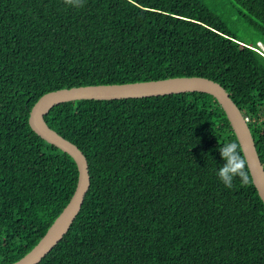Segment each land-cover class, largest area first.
<instances>
[{
    "label": "trees",
    "instance_id": "16d2710c",
    "mask_svg": "<svg viewBox=\"0 0 264 264\" xmlns=\"http://www.w3.org/2000/svg\"><path fill=\"white\" fill-rule=\"evenodd\" d=\"M236 1L253 43L201 0H0V264L32 249L77 185L73 157L29 124L49 91L213 79L248 116L264 165V0ZM45 119L83 151L91 185L38 264H264V202L248 165L247 187L217 175L219 147L239 141L215 96L81 99Z\"/></svg>",
    "mask_w": 264,
    "mask_h": 264
},
{
    "label": "water",
    "instance_id": "95a60500",
    "mask_svg": "<svg viewBox=\"0 0 264 264\" xmlns=\"http://www.w3.org/2000/svg\"><path fill=\"white\" fill-rule=\"evenodd\" d=\"M194 91L215 96L224 109L243 149V154L247 158L253 182L264 202V165L257 150L255 138L242 110L219 82L203 76H175L148 81L60 88L43 94L35 102L30 110L29 124L43 139L73 157L79 172L77 185L69 202L41 239L30 251L11 264H38L69 231L82 208L86 193L91 185L89 164L83 151L75 143L51 128L45 119L54 106L81 99L142 98Z\"/></svg>",
    "mask_w": 264,
    "mask_h": 264
},
{
    "label": "clouds",
    "instance_id": "9594fccd",
    "mask_svg": "<svg viewBox=\"0 0 264 264\" xmlns=\"http://www.w3.org/2000/svg\"><path fill=\"white\" fill-rule=\"evenodd\" d=\"M64 3L79 9L83 7L84 0H64ZM219 152L226 161L217 171V175L224 186L228 189L233 188V182L236 178L240 179L242 187L251 185L252 180L247 169V158L243 155L241 145L237 141H226L219 147Z\"/></svg>",
    "mask_w": 264,
    "mask_h": 264
},
{
    "label": "rangeland",
    "instance_id": "374dc122",
    "mask_svg": "<svg viewBox=\"0 0 264 264\" xmlns=\"http://www.w3.org/2000/svg\"><path fill=\"white\" fill-rule=\"evenodd\" d=\"M204 4L216 11L226 22L230 30L240 39L253 43L259 37L258 32L254 30L249 19L247 11L236 0H201ZM251 18V17H250ZM264 51V42L258 43Z\"/></svg>",
    "mask_w": 264,
    "mask_h": 264
},
{
    "label": "built area",
    "instance_id": "2783aa9c",
    "mask_svg": "<svg viewBox=\"0 0 264 264\" xmlns=\"http://www.w3.org/2000/svg\"><path fill=\"white\" fill-rule=\"evenodd\" d=\"M245 118H246V120L248 121V119H249L248 116H245Z\"/></svg>",
    "mask_w": 264,
    "mask_h": 264
}]
</instances>
